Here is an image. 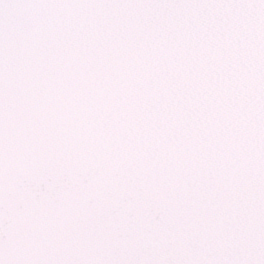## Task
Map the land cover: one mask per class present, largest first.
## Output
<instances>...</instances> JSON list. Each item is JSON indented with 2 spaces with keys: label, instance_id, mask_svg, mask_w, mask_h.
Masks as SVG:
<instances>
[{
  "label": "snow or ice",
  "instance_id": "6c2138e0",
  "mask_svg": "<svg viewBox=\"0 0 264 264\" xmlns=\"http://www.w3.org/2000/svg\"><path fill=\"white\" fill-rule=\"evenodd\" d=\"M0 264H264V0H0Z\"/></svg>",
  "mask_w": 264,
  "mask_h": 264
}]
</instances>
